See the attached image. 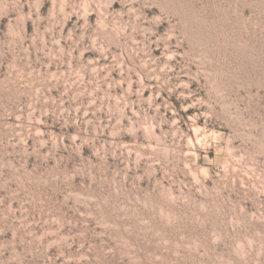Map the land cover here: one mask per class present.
<instances>
[{"label": "rangeland", "instance_id": "rangeland-1", "mask_svg": "<svg viewBox=\"0 0 264 264\" xmlns=\"http://www.w3.org/2000/svg\"><path fill=\"white\" fill-rule=\"evenodd\" d=\"M0 264H264V0H0Z\"/></svg>", "mask_w": 264, "mask_h": 264}]
</instances>
